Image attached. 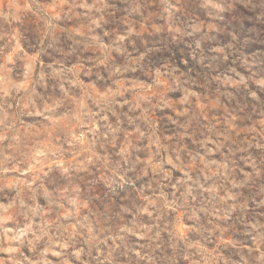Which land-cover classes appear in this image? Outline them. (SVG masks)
I'll return each mask as SVG.
<instances>
[{
  "label": "clouds",
  "instance_id": "9594fccd",
  "mask_svg": "<svg viewBox=\"0 0 264 264\" xmlns=\"http://www.w3.org/2000/svg\"><path fill=\"white\" fill-rule=\"evenodd\" d=\"M0 264H264V0H0Z\"/></svg>",
  "mask_w": 264,
  "mask_h": 264
},
{
  "label": "rangeland",
  "instance_id": "374dc122",
  "mask_svg": "<svg viewBox=\"0 0 264 264\" xmlns=\"http://www.w3.org/2000/svg\"><path fill=\"white\" fill-rule=\"evenodd\" d=\"M224 23H228L229 26L231 27H236L237 30H239V26L233 24L231 21H225ZM227 37L226 36H221L219 33H211L210 36L208 37V45L207 46H218L222 45L226 42Z\"/></svg>",
  "mask_w": 264,
  "mask_h": 264
}]
</instances>
